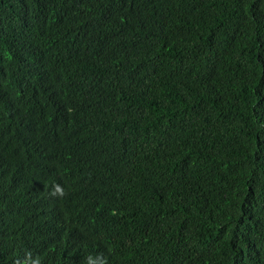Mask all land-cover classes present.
<instances>
[{
	"label": "trees",
	"instance_id": "16d2710c",
	"mask_svg": "<svg viewBox=\"0 0 264 264\" xmlns=\"http://www.w3.org/2000/svg\"><path fill=\"white\" fill-rule=\"evenodd\" d=\"M29 253L264 264V0H0V264Z\"/></svg>",
	"mask_w": 264,
	"mask_h": 264
},
{
	"label": "clouds",
	"instance_id": "9594fccd",
	"mask_svg": "<svg viewBox=\"0 0 264 264\" xmlns=\"http://www.w3.org/2000/svg\"><path fill=\"white\" fill-rule=\"evenodd\" d=\"M26 135L31 136L27 131ZM50 161L54 164V155L50 156ZM66 195L64 188L59 184H54L49 191V196L52 198H63ZM98 257L89 256L87 258L86 264H96ZM27 264H41L39 256L32 258L31 254H27Z\"/></svg>",
	"mask_w": 264,
	"mask_h": 264
}]
</instances>
